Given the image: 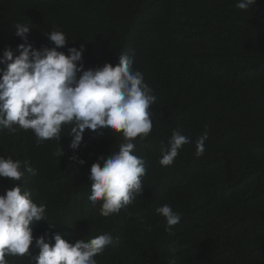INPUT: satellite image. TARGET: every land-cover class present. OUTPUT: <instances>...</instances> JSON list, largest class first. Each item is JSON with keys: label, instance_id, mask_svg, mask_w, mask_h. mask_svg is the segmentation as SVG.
<instances>
[{"label": "trees", "instance_id": "obj_1", "mask_svg": "<svg viewBox=\"0 0 264 264\" xmlns=\"http://www.w3.org/2000/svg\"><path fill=\"white\" fill-rule=\"evenodd\" d=\"M237 2L0 0V57L6 49L18 55L22 43L52 48L47 34L58 29L68 39L58 51L83 45V70L134 53L133 68L156 97L152 131L134 141L145 161L142 195L108 217L88 200V177L98 157L118 151L122 134L85 129L74 151L70 126L58 141L40 143L32 130L0 128V156L36 170L15 182L0 177V194L18 184L46 205L47 222L29 225L34 237L53 244L57 233L69 243L109 234L116 242L97 264H264V0L247 10ZM17 23L29 26L26 40ZM177 129L190 143L162 166L161 148ZM205 129L198 158L195 142ZM164 204L181 216L170 231L155 211ZM30 251L39 253L35 240ZM7 259L30 264L29 257Z\"/></svg>", "mask_w": 264, "mask_h": 264}, {"label": "clouds", "instance_id": "obj_2", "mask_svg": "<svg viewBox=\"0 0 264 264\" xmlns=\"http://www.w3.org/2000/svg\"><path fill=\"white\" fill-rule=\"evenodd\" d=\"M256 0H238L236 7L247 10ZM16 35L26 40L29 26L15 25ZM54 47L37 50L31 45H18L19 54L6 49L0 57V128L9 134L18 129L32 130L37 142L58 141L64 126H70L69 147L77 150L85 129L112 130L122 134L118 151L100 156L90 166L88 181L91 194L88 200L100 202V214L108 217L127 207L136 196L142 195L145 161L135 154V139L147 137L152 131L151 111L155 103L153 89L145 83L141 71L134 70L135 54H121L115 65L105 63L95 69L83 70V45L79 49L63 48L68 39L54 29L47 34ZM77 73H81L77 78ZM208 131L195 142V156L204 154ZM189 138L173 130L167 144L161 148L159 163L170 166ZM59 155H63L60 148ZM71 159L76 160L73 156ZM81 165L83 160L78 161ZM36 175L27 160L0 156V177L20 181L25 173ZM156 213L165 220V230L177 225L181 216L164 204ZM46 205L33 202L32 193L14 184L0 194V264H10L7 257H29L30 264H97L95 257L116 241L109 234L69 243L54 234L53 244L44 236L34 237L30 223L45 219ZM47 222V221H46ZM50 224V223H49ZM52 225V224H50ZM35 240L39 253L33 257L30 245Z\"/></svg>", "mask_w": 264, "mask_h": 264}]
</instances>
